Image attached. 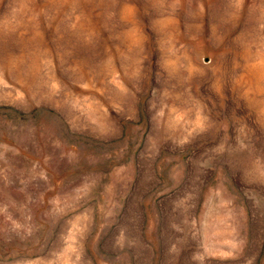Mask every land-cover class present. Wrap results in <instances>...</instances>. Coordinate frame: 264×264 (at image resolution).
I'll use <instances>...</instances> for the list:
<instances>
[{"label":"rangeland","instance_id":"rangeland-1","mask_svg":"<svg viewBox=\"0 0 264 264\" xmlns=\"http://www.w3.org/2000/svg\"><path fill=\"white\" fill-rule=\"evenodd\" d=\"M0 264H264V0H0Z\"/></svg>","mask_w":264,"mask_h":264}]
</instances>
